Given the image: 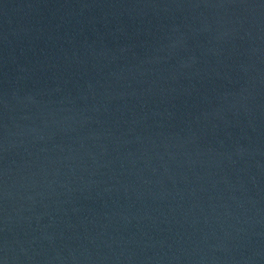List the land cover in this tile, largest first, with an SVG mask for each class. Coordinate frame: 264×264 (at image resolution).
<instances>
[{"label": "water", "instance_id": "1", "mask_svg": "<svg viewBox=\"0 0 264 264\" xmlns=\"http://www.w3.org/2000/svg\"><path fill=\"white\" fill-rule=\"evenodd\" d=\"M0 264H264V0H0Z\"/></svg>", "mask_w": 264, "mask_h": 264}]
</instances>
